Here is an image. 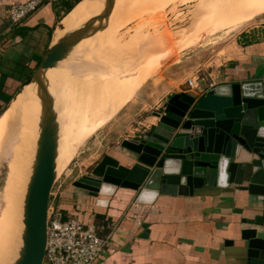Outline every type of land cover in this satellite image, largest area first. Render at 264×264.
<instances>
[{
  "label": "rangeland",
  "instance_id": "obj_1",
  "mask_svg": "<svg viewBox=\"0 0 264 264\" xmlns=\"http://www.w3.org/2000/svg\"><path fill=\"white\" fill-rule=\"evenodd\" d=\"M101 2H88V9ZM88 9L86 18L102 16ZM111 13L104 19L108 23L93 33L91 43L78 44L72 56L46 70L45 93L40 87L16 122L19 127L9 143L14 161L7 162L11 167L8 186L14 191L5 208L8 260L11 249L6 229L10 217L15 218L14 198L31 183L26 179L34 174L44 125L35 128L34 117L45 121V111L37 113L36 106L50 100L57 117L54 193L59 192L52 200L60 206V192L91 173L105 155L123 147L125 140L151 131L160 122L156 114H164L173 96L184 92L198 96L222 80L221 66L227 56L240 55V50H234L235 40L264 25V0H119ZM77 22L78 27L68 35L80 30L81 19ZM191 83L198 89H192ZM21 120L28 122L22 125ZM21 128L37 138L12 141ZM18 148H23L22 155Z\"/></svg>",
  "mask_w": 264,
  "mask_h": 264
},
{
  "label": "water",
  "instance_id": "obj_2",
  "mask_svg": "<svg viewBox=\"0 0 264 264\" xmlns=\"http://www.w3.org/2000/svg\"><path fill=\"white\" fill-rule=\"evenodd\" d=\"M112 9L113 3L103 16L52 44L18 94L33 81L45 93L41 83L44 70L63 61L72 47L98 29L93 27L95 22L107 18ZM47 105H51L50 100ZM156 115L160 122L154 129L140 139L122 143L128 152L122 160L105 155L74 186L96 198L112 196L120 188L132 190L140 205H153L164 195L192 197L207 188L233 187L248 195L250 209L263 213L244 220L250 228L242 230L241 236L248 263L264 264V231L258 229L264 227V80L219 85L201 100L180 93L170 99L164 114ZM44 116L25 203L24 245L16 264H44L46 255L49 202L58 177V125L53 108H45ZM6 173L4 163L0 188ZM97 204L108 206V201L99 199Z\"/></svg>",
  "mask_w": 264,
  "mask_h": 264
},
{
  "label": "crops",
  "instance_id": "obj_3",
  "mask_svg": "<svg viewBox=\"0 0 264 264\" xmlns=\"http://www.w3.org/2000/svg\"><path fill=\"white\" fill-rule=\"evenodd\" d=\"M7 1L26 3L28 0ZM81 1L49 0L16 27L8 21V6L0 5V168L4 163L14 161L10 157L9 143L19 127H16L17 121L25 111L23 109L12 123L6 118L9 110L24 90L25 87L18 94L24 83L36 71L38 61L45 57L52 44L69 36L68 32L78 27L79 13L67 16ZM86 19L88 23L95 20ZM103 23L108 22H95L93 27L98 29L92 30L78 44L91 43L93 33L101 30L99 25ZM234 48L235 51L240 50V55L227 56L221 66L224 71L222 80L216 83L217 86L263 81L264 25L241 34L235 40ZM210 91L193 96L201 100ZM158 123L159 120L152 129ZM147 132L149 130L143 135ZM17 151L19 155L23 154V148ZM127 153L125 148L120 147L109 154L122 160ZM30 180L26 179V182ZM55 189L56 183L52 195L59 192L54 193ZM7 191L8 198L5 196L2 205L4 215L0 208V264H16L24 245L25 225L24 221L21 223V219H17L15 223L21 225L18 233L10 227L12 224L7 226L11 249L8 260L9 252L4 239L5 208L14 192L12 186L9 188L7 184L5 193ZM137 196L132 190L120 188L112 196L96 198L87 190L75 187L74 183L60 192V207L66 215L96 224L102 236L110 232L113 222L119 223L120 229L114 236L112 248L97 264H249L241 233L250 226L243 222L263 213L248 207L247 194L233 187L207 188L192 197L160 196L153 205L136 204ZM99 199L108 201V206H99ZM258 229L264 231V227ZM14 243H18L16 246H20V250L12 249Z\"/></svg>",
  "mask_w": 264,
  "mask_h": 264
},
{
  "label": "built area",
  "instance_id": "obj_4",
  "mask_svg": "<svg viewBox=\"0 0 264 264\" xmlns=\"http://www.w3.org/2000/svg\"><path fill=\"white\" fill-rule=\"evenodd\" d=\"M48 1L28 0L26 3H13L0 0V5L8 6V21L12 27H16ZM191 86L192 89H198L194 83H191ZM216 86V83H211L207 90H212ZM119 229V223L113 222L110 232L102 236L96 224L85 223L78 218L67 216L63 209L51 200L44 264H97L112 248L114 236Z\"/></svg>",
  "mask_w": 264,
  "mask_h": 264
},
{
  "label": "bare ground",
  "instance_id": "obj_5",
  "mask_svg": "<svg viewBox=\"0 0 264 264\" xmlns=\"http://www.w3.org/2000/svg\"><path fill=\"white\" fill-rule=\"evenodd\" d=\"M90 1H100V0H83V1H81L76 7H75V9L72 11V12H70L69 14H68V16L67 17H72V16H74L77 12L79 13V15H80V19H81V28H80V30L81 29H83L87 24H88V22H87V19H86V15H85V8H86V4L88 3V2H90ZM102 1H104V2H101V4L99 5V6H95V7H92L91 8V10H89L88 12H91V13H96L97 14V12L99 13L100 12V14L99 15H104L105 13H106V10H107V7L110 5V4H112L113 3V8L115 7V5H116V2H118L119 0H114V2H113V0H102ZM116 9V8H115ZM177 11L178 12H180L181 13V9H177ZM112 12V11H111ZM112 14V13H111ZM66 17V18H67ZM77 45L78 44H76L74 47H72V49L70 50V52L68 53V55L66 56V58H68V57H70V56H72L73 55V53H74V50L76 49V47H77ZM54 69V68H53ZM50 70V69H49ZM46 70H44V72L41 74V83L43 84L44 83V81H45V77H46ZM40 85H39V83L37 82V81H33L30 85H27V86H25V88H24V90L22 91V93H21V95L16 99V101L14 102V104H13V106H12V108H11V110H9V113H8V116L6 117L10 122H13V118H15L16 116H18L19 114H21L22 113V111H23V108H24V104L27 102V101H29L31 98H34L35 97V95L37 94V92L39 91V89H40ZM62 88V87H61ZM77 89V88H76ZM75 89V91H77L78 92V90H76ZM74 91V92H75ZM61 92V91H60ZM80 92H81V90H80ZM79 92V93H80ZM70 93V92H69ZM53 94V93H52ZM73 95V94H72ZM80 95V94H79ZM18 96V95H17ZM81 96V95H80ZM14 99V100H15ZM50 107V105H47L46 103H40V104H38L37 106H36V112L37 113H40V112H44L45 111V108H47V107ZM67 106V105H66ZM5 118V119H6ZM35 118V122H36V127L35 128H39V126H40V124H43L44 123V121H42V118H41V121H40V118H37V116L36 117H34ZM57 118V117H56ZM6 119V120H7ZM32 117H31V115H30V121H32ZM28 121L27 120H21L20 122H19V124H24V125H26V123H27ZM61 123V122H60ZM30 127V126H29ZM43 131V130H42ZM27 131H25L24 129H22L21 128V130H20V135L18 136V138L17 137H14V139L12 140V141H15L16 139H21V138H24V140H33V139H36L37 137H31V136H28L29 134L28 133H26ZM70 133V132H69ZM68 133V134H69ZM60 136H61V134H60ZM38 137H40V136H38ZM71 136H69L68 137V140H70V142H72L71 140L72 139H69ZM61 139H63V138H61ZM61 139H59V143H60V141H61ZM64 139H66V138H64ZM69 142V143H70ZM32 144H33V142H32ZM59 145V144H58ZM61 146H63V145H61ZM60 147V146H59ZM7 163V162H6ZM4 165V164H3ZM3 165H1V168H2V166ZM0 168V169H1ZM33 168V167H32ZM10 171H11V167L9 166V163H7V173H6V176H5V179H4V183H3V186L0 188V208L2 207V205H3V202H4V199H5V191H6V188H7V184H8V180H9V175H10ZM32 172H33V169H32ZM32 177H33V174H32V176L30 175V179L32 180ZM22 180H24V179H22ZM27 183V182H26ZM28 185V184H27ZM29 187H30V185L29 186H27V188H28V190H29ZM25 190H26V188H25ZM28 190H26V191H23L22 193H20V194H17L16 196H15V198H14V203H15V217L16 218H12V217H10L11 218V220H10V222L8 223V225H10V224H12L13 226H10V227H13V231L14 230H16V233H18V231H19V227L21 226V225H19V222L18 223H15L16 221H17V219L18 218H20L21 219V223H22V221H24V214H25V203H26V198H27V194H28ZM11 216H14L13 214L11 215ZM7 225V226H8ZM15 233V234H16ZM16 245H18V243H14L13 244V248L12 249H14V248H16L17 250H20V246H16Z\"/></svg>",
  "mask_w": 264,
  "mask_h": 264
},
{
  "label": "trees",
  "instance_id": "obj_6",
  "mask_svg": "<svg viewBox=\"0 0 264 264\" xmlns=\"http://www.w3.org/2000/svg\"><path fill=\"white\" fill-rule=\"evenodd\" d=\"M71 10H72V9H71ZM71 10H70V11H71ZM41 60H42V59H40V60L38 61V65H37L36 68H38L39 64L41 63ZM31 75H32V74H31ZM8 102L10 103V101H8ZM98 218H100V217H98Z\"/></svg>",
  "mask_w": 264,
  "mask_h": 264
},
{
  "label": "clouds",
  "instance_id": "obj_7",
  "mask_svg": "<svg viewBox=\"0 0 264 264\" xmlns=\"http://www.w3.org/2000/svg\"><path fill=\"white\" fill-rule=\"evenodd\" d=\"M153 195H155V193H153Z\"/></svg>",
  "mask_w": 264,
  "mask_h": 264
}]
</instances>
